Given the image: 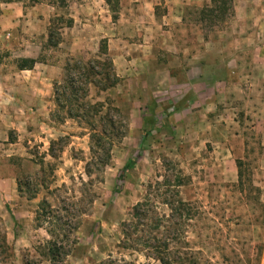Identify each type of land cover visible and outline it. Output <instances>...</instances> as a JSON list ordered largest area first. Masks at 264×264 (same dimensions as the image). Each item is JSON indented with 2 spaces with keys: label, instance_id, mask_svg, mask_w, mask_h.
Wrapping results in <instances>:
<instances>
[{
  "label": "rangeland",
  "instance_id": "1",
  "mask_svg": "<svg viewBox=\"0 0 264 264\" xmlns=\"http://www.w3.org/2000/svg\"><path fill=\"white\" fill-rule=\"evenodd\" d=\"M54 2H0V219L12 264L34 258L32 248L47 238L36 227L35 214L44 198L54 203L58 195L49 196L44 188L70 189L71 179L83 177L82 160L89 157L88 136L75 123L51 120L56 112L52 87L62 82L67 61L99 55L102 40L83 45V56H70L59 44L72 22L67 9L57 4L55 10L50 8ZM232 13L223 21L207 19L201 34L236 35ZM191 15L198 18L197 12ZM249 19L245 32L264 39V13ZM52 23L61 27L53 39L54 43L60 38L56 47L47 44ZM30 43L40 49L38 75L18 69L32 60ZM257 45L260 50L264 42ZM194 47L200 51L199 43ZM216 47L228 50L225 43L210 45L212 50ZM257 58L250 84L223 73L214 79H225V86L210 77L207 86L196 82L190 89L160 82L157 70L139 67L124 75L122 60L115 64L121 81L101 98H110L126 114L128 132L114 147L103 183L95 188L97 199L82 218L68 264H161L150 247L160 250L165 264H264V50ZM90 95L95 98L93 91ZM60 138V147L66 144L61 154L54 146L59 159L53 160L47 156L49 143ZM40 160L55 166L52 176L46 166V173L40 174ZM130 161L135 164L124 170ZM168 161L188 180L179 192L189 204L190 219L173 221L168 228L160 224L152 234L140 227L139 236L149 241V249H122L120 225L130 219L132 208L148 192L171 197L168 189L156 184L164 181L163 162ZM42 182L46 186L40 187ZM32 190L38 192L35 197Z\"/></svg>",
  "mask_w": 264,
  "mask_h": 264
},
{
  "label": "trees",
  "instance_id": "2",
  "mask_svg": "<svg viewBox=\"0 0 264 264\" xmlns=\"http://www.w3.org/2000/svg\"><path fill=\"white\" fill-rule=\"evenodd\" d=\"M21 0H0L1 3H15ZM38 3V0H29ZM57 1V3H55ZM70 0H55L56 8L67 9ZM209 8H203L200 12L202 22L214 18L223 21L232 10V0H210ZM62 26L61 20H56ZM213 23V22H211ZM63 27V26H62ZM53 23L48 30L47 44L56 47L60 38L53 43L55 36L59 37L58 31ZM107 41L102 40L99 47V55L94 59L81 61H67L64 67V77L61 83H54L52 87L53 100L56 112L51 120L62 125L71 121L77 125L88 136L89 157L82 160L84 163L83 177L80 175L76 181L71 179V188L62 185L60 188L49 190L45 187L47 195L57 194L54 203L44 198L37 207L35 223L38 229L44 230L46 239L32 248L34 258L23 259V264H68L67 259L75 250L78 239L77 231L81 225L82 218L88 215L97 199L96 187L103 183L104 172L112 163V152L114 147L121 143L128 132L129 119L116 106L113 100L102 95L113 90L120 83L113 61L108 54ZM38 60L24 61V65L18 69L32 70ZM94 97H91V92ZM100 98V99H98ZM60 138L49 143L47 156L58 160L54 153V146L58 145V153H62L64 145ZM165 175L164 181L156 183L161 188L168 189L171 197L165 193L153 195L149 192L143 201L138 202L130 213V219L120 225L122 241L120 246L124 250L142 252L147 249L149 241H143L139 236L140 227L158 232L160 224L173 226V221H187L190 218L189 204L180 198L179 189L187 184V178L172 163L163 162ZM135 164L130 161L124 170L130 169ZM40 174H45V166L52 176L55 166L45 164L43 160L38 162ZM171 174H168V172ZM45 184L40 185L44 187ZM46 186V185H45ZM32 188L28 181V191ZM159 191V190H158ZM68 192L70 194L68 195ZM37 190H32V197L37 195ZM159 193V192H157ZM64 196L61 197L60 195ZM159 214H162L161 216ZM158 242V238H152ZM167 249V245L164 246ZM149 249V248H148ZM156 253V260L165 264V258L160 256L158 248H151ZM12 249L6 242L5 232L0 219V264H12Z\"/></svg>",
  "mask_w": 264,
  "mask_h": 264
},
{
  "label": "crops",
  "instance_id": "3",
  "mask_svg": "<svg viewBox=\"0 0 264 264\" xmlns=\"http://www.w3.org/2000/svg\"><path fill=\"white\" fill-rule=\"evenodd\" d=\"M210 4V0H70L67 10L72 24L62 33L59 47L70 56L81 57L85 54L83 45L95 39L106 40L114 67L120 59L124 63V75L139 67L153 69L160 72V82L175 87L190 89L196 82L207 86L210 77L225 86V79H214L215 74L223 73L228 79L233 75L240 80L241 76L250 84L258 66V51L264 50V45L259 50L257 43L264 39L245 30L250 29V17L264 13V0H232L236 35L201 34L200 12ZM50 8L55 10L53 5ZM34 11L44 15L42 10ZM191 12H197L198 18ZM195 43L200 44V51ZM223 43L228 45L226 52L220 47L210 48ZM28 49L31 59L37 60V45L30 43ZM37 65L20 72L35 74Z\"/></svg>",
  "mask_w": 264,
  "mask_h": 264
}]
</instances>
